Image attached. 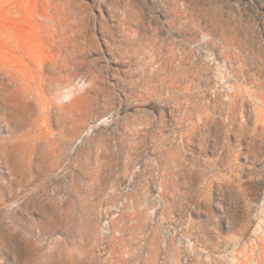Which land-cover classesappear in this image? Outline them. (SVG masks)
<instances>
[{"label":"rangeland","instance_id":"obj_1","mask_svg":"<svg viewBox=\"0 0 264 264\" xmlns=\"http://www.w3.org/2000/svg\"><path fill=\"white\" fill-rule=\"evenodd\" d=\"M177 14L181 0H0V264H264V110L244 122L234 103L214 140L170 145L149 111L167 87L133 80L164 60ZM133 160L158 163L157 190L102 241Z\"/></svg>","mask_w":264,"mask_h":264},{"label":"built area","instance_id":"obj_2","mask_svg":"<svg viewBox=\"0 0 264 264\" xmlns=\"http://www.w3.org/2000/svg\"><path fill=\"white\" fill-rule=\"evenodd\" d=\"M181 8V15L166 16L167 24L182 22V31L169 25L164 60L153 59L143 80L138 72L133 75L136 84L167 87L164 111H149L172 137L170 145L214 140L222 122L230 121L227 110L234 103L240 104L244 122L255 106L264 110V0H181ZM153 125L150 121L147 128ZM157 166L150 160L122 162L124 175L114 187V199L103 207L102 241L113 235V217L143 211L136 199L142 193L155 195Z\"/></svg>","mask_w":264,"mask_h":264}]
</instances>
